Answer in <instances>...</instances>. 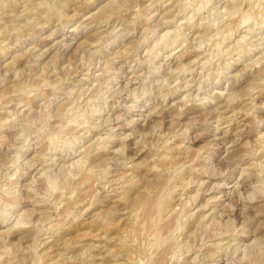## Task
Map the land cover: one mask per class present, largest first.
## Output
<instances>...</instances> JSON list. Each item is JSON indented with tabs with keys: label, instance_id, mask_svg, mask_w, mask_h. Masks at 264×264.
I'll return each mask as SVG.
<instances>
[{
	"label": "clouds",
	"instance_id": "9594fccd",
	"mask_svg": "<svg viewBox=\"0 0 264 264\" xmlns=\"http://www.w3.org/2000/svg\"><path fill=\"white\" fill-rule=\"evenodd\" d=\"M0 264H264V0H0Z\"/></svg>",
	"mask_w": 264,
	"mask_h": 264
},
{
	"label": "rangeland",
	"instance_id": "374dc122",
	"mask_svg": "<svg viewBox=\"0 0 264 264\" xmlns=\"http://www.w3.org/2000/svg\"><path fill=\"white\" fill-rule=\"evenodd\" d=\"M202 138L201 137H199L198 135H197V133H196V131L194 130L193 131V142L194 143H197V142H199L200 140H201ZM206 145H204V144H200V147H205ZM117 226H119V223L117 224Z\"/></svg>",
	"mask_w": 264,
	"mask_h": 264
}]
</instances>
